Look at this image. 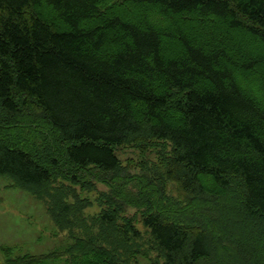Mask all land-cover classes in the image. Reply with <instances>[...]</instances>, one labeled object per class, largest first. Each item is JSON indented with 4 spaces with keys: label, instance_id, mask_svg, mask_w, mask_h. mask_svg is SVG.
<instances>
[{
    "label": "trees",
    "instance_id": "1",
    "mask_svg": "<svg viewBox=\"0 0 264 264\" xmlns=\"http://www.w3.org/2000/svg\"><path fill=\"white\" fill-rule=\"evenodd\" d=\"M239 31L264 45V0H0V175L45 190L70 230L47 253L2 246L0 264H264V55ZM130 144L158 149L139 176L121 172ZM59 176L119 195L100 232Z\"/></svg>",
    "mask_w": 264,
    "mask_h": 264
},
{
    "label": "rangeland",
    "instance_id": "2",
    "mask_svg": "<svg viewBox=\"0 0 264 264\" xmlns=\"http://www.w3.org/2000/svg\"><path fill=\"white\" fill-rule=\"evenodd\" d=\"M240 42L247 45L250 53L264 55V45L252 39L245 32L237 33ZM258 72L264 74V66L258 67ZM123 169L122 175L136 176L142 172V168L153 166L157 162L158 149H150L147 153L138 150L137 147L121 146L118 149ZM162 169L160 172H162ZM159 172V173H160ZM90 187L82 184L72 183L63 177H57L50 185V188L57 189V197H61L63 202H68L73 207L72 214H82V221L93 231H101L99 217L102 211L108 206L106 196L109 193L115 194L114 189L100 181H93ZM132 184L126 185L121 191L123 196H127L128 190H132ZM234 189V188H232ZM178 189L175 184L171 186V195H176ZM176 192V193H175ZM233 195H229L234 199ZM122 198V197H121ZM123 200V199H122ZM232 200L231 202H233ZM53 201L47 196L45 190L42 195L33 194L31 190L22 188L13 179L0 175V261L5 262L2 253V246L16 248L17 253H47L52 250L65 247L69 243L70 230H61L51 215ZM126 204V203H125ZM125 210L120 214H128L132 217L133 223L140 231L139 244L143 249L149 248L150 232L143 224L142 208L128 203ZM79 210V212H77ZM85 227L75 228L78 232H83Z\"/></svg>",
    "mask_w": 264,
    "mask_h": 264
}]
</instances>
